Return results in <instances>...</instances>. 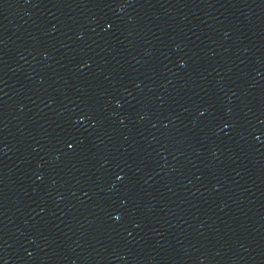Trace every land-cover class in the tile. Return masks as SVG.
Listing matches in <instances>:
<instances>
[{"label":"water","instance_id":"95a60500","mask_svg":"<svg viewBox=\"0 0 264 264\" xmlns=\"http://www.w3.org/2000/svg\"><path fill=\"white\" fill-rule=\"evenodd\" d=\"M0 264H264V0H0Z\"/></svg>","mask_w":264,"mask_h":264}]
</instances>
